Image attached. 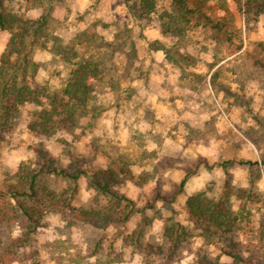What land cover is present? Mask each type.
<instances>
[{
  "label": "rangeland",
  "instance_id": "1",
  "mask_svg": "<svg viewBox=\"0 0 264 264\" xmlns=\"http://www.w3.org/2000/svg\"><path fill=\"white\" fill-rule=\"evenodd\" d=\"M13 0L33 27L44 22L30 54L29 82L42 100L64 86L78 59L100 75L75 124L30 130L40 106L0 113V182L43 146L59 169L78 174L74 207L123 200L105 229L51 212L29 237L26 222L1 228L0 247L18 235L27 244L15 264H156L144 248L181 236L171 264H193L206 252L221 264H264V0ZM11 33L0 31V58ZM241 46L240 49L238 47ZM113 173L111 193L91 174ZM44 183L61 196L71 177ZM226 199L233 232L193 220L189 198ZM127 201L130 206L126 207Z\"/></svg>",
  "mask_w": 264,
  "mask_h": 264
},
{
  "label": "trees",
  "instance_id": "2",
  "mask_svg": "<svg viewBox=\"0 0 264 264\" xmlns=\"http://www.w3.org/2000/svg\"><path fill=\"white\" fill-rule=\"evenodd\" d=\"M12 1L0 0V31L11 33L10 42L0 58V113L14 110L27 102H35L40 106V111L30 125L32 132L46 135L55 123L73 126L77 112L87 106L94 91L100 75L99 63L93 59H78L72 64L64 86L50 94L47 100H42L37 88L29 82V71L32 65L30 54L44 22L40 21L31 31L33 26L13 10L10 5ZM173 2L183 14L189 12L185 0ZM34 153L36 158L33 162L22 163L14 178L0 182V244L2 227L24 219L30 237L40 226L43 217L51 212H64L70 221L96 229H105L115 221L123 206L121 197H116L115 202L103 208L72 206L79 173L68 174L59 169L55 157L41 145L34 149ZM52 173L71 177V184L61 196L48 189L43 181L45 176ZM90 177L100 189L99 192L111 193L110 185L115 180L113 173L99 170ZM130 204L127 201L126 207ZM187 211L193 220L207 223L215 233L233 232L237 222L245 217L244 210L234 214L226 199H207L203 194L189 198ZM166 236L169 239L167 245L151 244L144 248L147 256L155 259L156 264H171L180 251V234L171 227L167 228ZM26 244L27 239L22 235L11 238L0 247V264H15L18 250ZM229 255L233 258V264L241 263L242 257L236 251L229 252ZM193 264L221 263L200 250Z\"/></svg>",
  "mask_w": 264,
  "mask_h": 264
}]
</instances>
